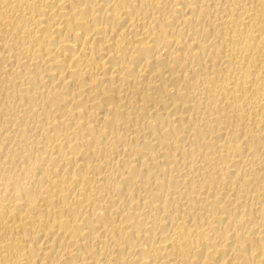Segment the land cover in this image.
<instances>
[{"label":"bare ground","instance_id":"bare-ground-1","mask_svg":"<svg viewBox=\"0 0 264 264\" xmlns=\"http://www.w3.org/2000/svg\"><path fill=\"white\" fill-rule=\"evenodd\" d=\"M0 264H264V0H0Z\"/></svg>","mask_w":264,"mask_h":264}]
</instances>
